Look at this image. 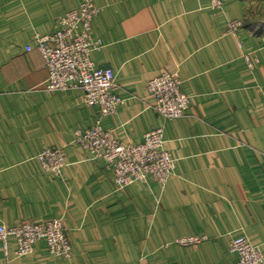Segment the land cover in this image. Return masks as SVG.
Instances as JSON below:
<instances>
[{"label": "crops", "instance_id": "0c3cea01", "mask_svg": "<svg viewBox=\"0 0 264 264\" xmlns=\"http://www.w3.org/2000/svg\"><path fill=\"white\" fill-rule=\"evenodd\" d=\"M93 1L90 33L101 44L91 58L115 72L124 100L110 116L79 88H46L36 36L58 30L82 0H0V224L61 218L72 245L69 259L43 241L18 257L15 239L0 240V264H233L237 237L264 254V27L253 31L264 0ZM164 71L191 97L181 117L160 115L147 91ZM95 124L123 143L163 127L175 174L116 190L107 161L75 142ZM48 148L65 152L60 176L37 160ZM188 235L205 238L174 242Z\"/></svg>", "mask_w": 264, "mask_h": 264}, {"label": "built area", "instance_id": "2783aa9c", "mask_svg": "<svg viewBox=\"0 0 264 264\" xmlns=\"http://www.w3.org/2000/svg\"><path fill=\"white\" fill-rule=\"evenodd\" d=\"M222 0H211L212 8H220ZM100 8L93 0H82L76 9L59 17L60 27L51 34L36 36L37 48L48 72L46 88L49 91L79 88L84 92L87 106H99L103 115L116 114L124 102L116 93V75L109 67H95L91 53L100 46L90 33L92 20ZM242 22L230 21L228 31L236 33ZM31 49V47H29ZM253 56V57H252ZM250 67L256 57L247 54ZM148 93L154 97V109L165 118L183 116L191 104V97L182 89V80L170 72H162L147 83ZM75 142L95 158H103L113 172L116 190H123L134 182L153 178L165 185L175 174L176 158L166 150L163 127L144 134L141 143H123L111 130L100 124L75 131ZM41 167L57 176L66 165L65 152L48 148L37 155ZM13 238L17 242L15 256L30 254L38 242H45L49 251L59 257L71 258L72 245L61 218L43 224L23 222L16 226L0 224V240L4 246ZM205 236L188 235L175 239L181 246L200 243ZM230 250L237 255L233 264H264V254L244 237L232 240Z\"/></svg>", "mask_w": 264, "mask_h": 264}, {"label": "trees", "instance_id": "16d2710c", "mask_svg": "<svg viewBox=\"0 0 264 264\" xmlns=\"http://www.w3.org/2000/svg\"><path fill=\"white\" fill-rule=\"evenodd\" d=\"M258 25H257L258 27H256V29L253 28V31L260 33L261 29L264 27V23H259Z\"/></svg>", "mask_w": 264, "mask_h": 264}]
</instances>
